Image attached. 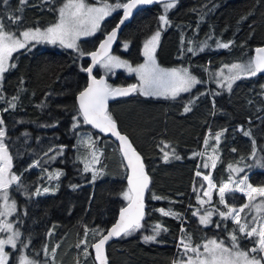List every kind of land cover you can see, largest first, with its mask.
<instances>
[{"label": "trees", "instance_id": "obj_1", "mask_svg": "<svg viewBox=\"0 0 264 264\" xmlns=\"http://www.w3.org/2000/svg\"><path fill=\"white\" fill-rule=\"evenodd\" d=\"M66 1L29 0L21 5L20 0L6 4L0 0V23L17 34L47 28L58 21V10ZM85 1L98 5L107 0ZM163 6L141 10L123 30L114 53L134 65L141 63L144 42L161 28ZM120 15L121 9L116 10L100 32L82 40L77 49L49 43L27 46L12 56L15 67L4 74L0 90L3 141L12 172L19 177L11 187L19 192L14 194L15 226L21 232L19 247L38 264H95L91 245L100 236L93 233L105 234L128 204L123 198L128 189L127 170L117 144L93 132L77 106V96L88 84V75L82 71L89 65L87 57ZM10 16L21 18L14 21ZM166 16L169 24L162 30L158 63L165 68H186L202 83L176 99L136 93L112 103L109 115L144 157L151 187L141 228L108 246L109 264H174L185 254L181 240L197 247L213 238L230 247L234 232L241 249L254 246L255 238L239 233L231 218L219 216L227 208L219 202L218 188L230 176L239 181L245 175L253 186L264 185V167L257 164L264 161V75L241 77L229 90L222 79L216 82V71L247 63L255 49L264 46V0H181ZM217 42L231 44L225 49ZM124 43L129 44L128 52H123ZM97 73L104 75L99 67ZM107 77L111 87L137 84L135 77L124 72ZM185 107L190 110L185 112ZM220 132L223 135L217 143L215 134ZM86 135L92 141L87 148L80 142ZM93 152L99 153V163H92ZM165 152L169 153L167 162ZM209 156L218 157L214 169ZM86 163L91 164V171H84ZM229 165L244 171L235 175ZM56 173H60L58 178ZM204 175L216 185L211 202L204 204L205 210L217 213L209 227L198 218L206 211L197 197L208 199ZM45 188L51 191L44 192ZM225 202L237 209L248 203L242 192H226ZM160 209L178 215L163 216ZM241 216V223L251 225L253 208ZM157 224L161 231L156 241L145 242L144 236L153 235ZM86 246L87 256L83 254ZM10 250L9 264H15V253Z\"/></svg>", "mask_w": 264, "mask_h": 264}, {"label": "snow or ice", "instance_id": "obj_2", "mask_svg": "<svg viewBox=\"0 0 264 264\" xmlns=\"http://www.w3.org/2000/svg\"><path fill=\"white\" fill-rule=\"evenodd\" d=\"M6 4L8 0H3ZM161 2V0H117L116 3H103L100 7L90 6L85 3V0H67L62 7L58 10V21L52 26L44 30L39 28L28 29L20 32L19 34L5 30V25L0 23V78L3 73L9 69V60L12 54L20 49L26 48L31 42L37 43L46 42L49 44L59 43L65 48L77 49V39L82 35L94 34L100 27V22L110 16L118 9L123 10L122 18L119 20L115 28L107 35V38L100 44V51H93L89 53L92 58V65L82 71H86L91 78V83L79 94V110L83 115V120L87 124L100 129L101 132H110L115 136L121 144V149L125 159L128 160V167L131 169L132 174L127 177L128 189L123 193V198L128 201L126 207L122 208L119 214V220L115 225L107 231L94 232L93 235H99L98 242L91 245L95 250V260L98 264H107V258L104 254V246L112 237H120L123 235L131 234L141 228V221L145 216L144 205V192L148 188L149 178L144 173V166L140 161V156L137 154L132 144L129 142L127 136L122 135L117 130L116 122L108 113V100L118 96H128L132 93L139 92L141 95L150 96H164L165 98H175L181 92H188L196 84L202 83L195 76L191 75L186 68H172L164 69L159 67L156 62L155 52L160 39V31H156L149 40L144 44L143 55L145 63L132 67L127 61L121 60L116 56L109 55V49L112 42L116 39L117 31L120 26L132 15L134 9L140 5H150L153 3ZM27 0H20V4L24 5ZM176 0H163L164 13L160 15L159 20L163 25H168L166 13L169 9L175 7ZM21 17L10 16L9 19L18 21ZM22 37V38H21ZM231 42H217L219 48H229ZM128 47L127 44L124 45ZM188 52H193L192 48L187 49ZM203 51V48L200 49ZM81 55H84L81 52ZM105 69L125 67L129 72H135L140 80L139 86L133 84L128 87L113 88L109 86L104 79H96L93 75V67L96 64H101ZM11 67H15L12 64ZM228 67L229 75L225 76L223 69L220 76L224 78L227 83V88L231 90L234 81L241 77H253L260 73H264V47L255 49V57L250 59L247 63H234ZM15 105H13L14 107ZM185 112L189 111L185 107ZM4 121L0 119V125ZM223 132L215 134V140L219 143ZM245 136H250L249 132H244ZM5 131L0 128V198L4 201V210L0 211V216L11 215L16 211V204H8L9 194L8 188L10 184L19 180L17 175H9L8 169L11 167V157L8 155V150L4 145L3 138ZM208 141L205 140L207 145ZM252 157H256V141L253 140ZM167 147V145H165ZM216 149H213L215 152ZM235 151V149L233 150ZM169 153L165 152L164 159L167 162ZM179 158V157H177ZM211 167H216L218 157L209 156ZM92 163H99V156L92 153ZM261 167H264V161H257ZM204 167H208L207 164ZM232 172H242L243 168H233L232 165L228 166ZM91 164L86 163L84 171H91ZM60 173H56L58 178ZM197 176L201 173L197 172ZM204 180L208 182V190L204 192V196L208 199L204 200L197 197V202L200 205L210 203L212 200V191L216 189L209 175H204ZM233 185H235L233 187ZM47 192L48 189H43ZM226 192H242L248 203L243 204L240 208L228 207L225 202ZM36 194H40V189L36 190ZM219 202L224 204L227 212L219 211V216L223 219L231 218L237 225L238 232L245 234L247 238H255L254 246L250 249H241L238 243V237L234 233L231 234V246H225L224 243L217 242V240H208L202 245L203 252L200 251V246L193 247L191 243H185L184 240L180 241L185 253H193L194 257H189L183 264H264V218H252V223L249 225L247 221L241 223V213L245 209L255 208L257 211H264V185L253 186L248 182V176L245 175L241 180H233L229 177L227 183H223L218 188ZM160 199V197H154ZM161 215L177 217L178 214L170 211L160 209ZM197 215V213H193ZM213 215L211 211L200 216V223L207 226L210 218ZM167 231L166 228L163 229ZM184 231V229H181ZM10 232L11 235L7 239H0V264H8L9 253L5 251V246H11L12 249H17V240L21 233L13 230V225L4 221L0 224V232ZM161 225L157 224L153 228V235L144 236L145 242H155L156 237L160 234ZM87 235V232L85 233ZM79 247V245L77 246ZM53 256L55 251L53 250ZM83 254L87 256V246ZM259 254V255H253ZM19 264H38L37 261L29 259L27 256L21 255ZM79 264V261H77ZM176 264V262H174Z\"/></svg>", "mask_w": 264, "mask_h": 264}, {"label": "rangeland", "instance_id": "obj_3", "mask_svg": "<svg viewBox=\"0 0 264 264\" xmlns=\"http://www.w3.org/2000/svg\"><path fill=\"white\" fill-rule=\"evenodd\" d=\"M29 0H27V2H28ZM43 1H50V0H43ZM67 2V1H66ZM65 2V3H66ZM107 3H109L108 2V0L106 1ZM85 3H86V1H85ZM86 4H88V3H86ZM88 5H90V6H95V7H100V6H102L103 4H98V5H92V4H88ZM63 6V5H62ZM61 6V7H62ZM164 7V6H163ZM116 13V11H114L110 16H108V17H105L101 22H100V27H99V29H97L96 31H95V33L94 34H91V35H82V36H80L78 39H77V41H76V43H77V47H78V45H79V43L82 41V40H86V39H92V38H94L99 32H100V28H101V26H102V24L107 20V19H109V18H111V17H113L114 16V14ZM165 28V25H163V24H161V28L159 29V31H160V33L162 34V30ZM44 29H46V28H44ZM44 29H41V30H44ZM34 30V29H33ZM158 31V30H157ZM155 34V32L154 33H152L148 38H147V40H149L150 38H151V36L152 35H154ZM22 38V37H21ZM160 38H161V35H160ZM147 40L144 42V44L147 42ZM159 42H160V39H159ZM37 44V42H35V41H33V42H31L29 45H31V44ZM46 42H40V43H38V44H45ZM58 45H60L59 43H57ZM125 44H127L128 45V47L127 48H125L124 47V45ZM144 44H143V47H142V54H143V51H144ZM28 45V46H29ZM60 46H62V45H60ZM158 46H159V43H158V45H157V47H156V52H157V49H158ZM63 47V46H62ZM65 48V47H64ZM123 52H128V50H129V44L128 43H124L123 44ZM25 49V48H24ZM67 49H69V48H67ZM21 50H23V49H20V50H18V51H16V52H19V51H21ZM16 52H14L13 54H12V56L16 53ZM156 52H155V57H156V62H157V64L159 65V67H161V68H164V69H172V68H165V67H163V66H161L159 63H158V59H157V56H156ZM110 56H116V57H118V58H120L121 60H124V61H127L128 62V64H130L132 67H137L138 65H140V64H143V63H145V57H144V55H143V61L141 62V63H139V64H137V65H134V64H132L130 61H128L126 58H123V57H121L120 55H117V54H115V53H113V54H111ZM11 59H12V57H11ZM11 59L9 60V68H10V66H11ZM241 64H244V63H241ZM99 68H100V70L104 73V75L105 76H112V77H115L116 76V74L118 73V72H124L127 76H129V77H135L136 79H137V85L139 86V84H140V80H139V78H138V76H137V74L135 73V72H129L128 70H127V68H125V67H118V68H111V69H105L104 67H103V65H102V63L99 65ZM179 68H183V67H179ZM178 68V69H179ZM223 69V72H224V75L225 76H227V75H229V72H228V67H225V68H221V69H219V70H217L216 71V82H219L220 81V79H222L220 82H222V83H224L226 86H227V83H226V81L224 80V78L222 77V76H220V72H221V70ZM7 72V71H6ZM5 72V73H6ZM5 73H3V76H2V78H0V90H1V88H2V84H3V79H4V74ZM190 73V72H189ZM191 74V73H190ZM192 75V74H191ZM194 76V75H193ZM196 77V76H195ZM197 78V77H196ZM198 79V78H197ZM199 80V79H198ZM234 83V82H233ZM199 84H196L195 86H193L192 88H191V90L190 91H188V92H181L178 96H176L175 98H171V97H168V98H171V99H176V98H179V97H181L182 95H185V94H187V93H190V92H192L197 86H198ZM233 85V84H232ZM139 95H141L139 92H137ZM141 96H144V97H154V98H165L164 96H155V95H150V96H145V95H141ZM0 128H2L3 130H4V128L0 125ZM4 142V141H3ZM80 142L82 143V146L83 147H85V148H87V147H89V144H91L92 143V141H91V137L90 136H88V135H86V136H84V137H82L81 139H80ZM5 145V144H4ZM6 147V146H5ZM8 155L10 156V154H9V152H8ZM97 155H99V153H97ZM11 157V156H10ZM234 168V167H233ZM8 172H9V175H14L13 174V172H12V159H11V167L8 169ZM243 172V171H242ZM236 174L235 175H237V174H239V173H241V172H235ZM18 181H16V182H13L12 184H10V186H9V188H8V194H9V200H8V204L10 205V204H12V202L14 201L15 202V204H16V198L14 197V194H18L19 192L18 191H11V187H13L14 185H16V183H17ZM14 184V185H13ZM48 191L50 192L51 190L50 189H48ZM202 207V209L203 210H205V205H203V206H201ZM209 208H211V207H209ZM4 210V201H3V199L2 198H0V211H3ZM206 212H208V211H211L212 213H213V215L211 216V218H210V222H209V224L207 225V226H205V225H203V226H205V227H209L211 224H212V220H213V218L216 216V212H214V211H212V210H205ZM253 211H254V214H255V217H257V216H259V215H262V214H264V211H257L255 208H253ZM206 212L205 213H203V214H199V216H198V218H199V220H200V216L201 215H204V214H206ZM18 213V209H17V204H16V211L15 212H13L11 215H6V216H0V224H2L4 221H7L8 223H11L12 225H13V230L14 231H16V230H18L19 232H20V230L18 229V228H16V226H15V224H16V220L14 219L15 218V216H16V214ZM21 233V232H20ZM12 233H10V232H0V239H7L8 238V236L9 235H11ZM20 239H21V236L18 238V240H17V249H12L11 248V246H8V245H6L5 246V251L6 252H8L9 253V260H8V264H9V262H10V259H11V250L10 249H12V251L15 253V264H19V258H20V256L21 255H24V256H27V253H26V251H25V249H23L22 247H19V241H20ZM208 240H217V239H208ZM208 240H206L204 243H206ZM217 242H221V241H219V240H217ZM203 243V244H204ZM202 244V245H203ZM225 245V244H224ZM225 246H227V245H225ZM200 251L201 252H203V248H202V246H200ZM28 257V256H27ZM189 257H194V254L193 253H191V252H189V253H185L179 260H178V262L176 263V264H183V262L184 261H186ZM29 258V257H28ZM30 259V258H29Z\"/></svg>", "mask_w": 264, "mask_h": 264}, {"label": "water", "instance_id": "obj_4", "mask_svg": "<svg viewBox=\"0 0 264 264\" xmlns=\"http://www.w3.org/2000/svg\"><path fill=\"white\" fill-rule=\"evenodd\" d=\"M181 0H176V2H180ZM157 5H164L163 4V0H161V2H157V3H153V4H150V5H140V6H138L136 9H134L133 10V12H132V15L129 17V19L128 20H126L125 22H124V24H122L121 26H120V28H119V30L117 31V36H116V39L112 42V45H111V48L109 49V55H111V54H113L114 53V51H115V49H116V46H117V44L119 43V40H120V37H121V34H122V32H123V30L125 29V27L127 26V25H129L132 21H133V19H134V17L141 11V10H143V9H146V8H150V7H152V6H157ZM122 15H123V10L121 9V15H120V18H119V20L122 18ZM119 22V21H118ZM117 25V24H116ZM115 28V27H114ZM113 28V29H114ZM112 29V30H113ZM111 30V31H112ZM111 31L110 32H108L105 36H104V38L101 40V42L98 44V46L96 47V49L94 50V51H100V44L107 38V35L108 34H110L111 33ZM262 47H264V46H262ZM255 57V53H254V56H253V58ZM87 59H88V62H89V65H88V67L89 66H91L92 65V58H91V56L90 55H88V57H87ZM99 65L100 64H96L94 67H93V72H92V75L96 78V79H104V81L108 84V80H109V78L107 77V76H105V75H103V74H98L97 73V71H98V67H99ZM87 73V72H86ZM261 75H264V73H260ZM87 75H88V84H87V86L91 83V78L89 77V74L87 73ZM135 85H137V84H135ZM86 86V87H87ZM130 86V85H129ZM138 86V85H137ZM121 87H128V86H115V87H113V88H121ZM85 90V89H84ZM83 90V91H84ZM136 93H132V94H130V95H128V96H118V97H116V98H110L109 100H108V113H109V111H110V108H111V105H112V103L113 102H115V101H118V100H122V99H125V98H129V97H131V96H133V95H135ZM77 106H78V109H79V95L77 96ZM79 112H80V110H79ZM81 113V112H80ZM81 116L83 117V115H82V113H81ZM115 121V120H114ZM116 122V121H115ZM87 124V123H86ZM116 125H117V130L122 134V135H125L124 133H122L121 131H120V129H119V126H118V124H117V122H116ZM87 126L93 131V132H95V133H97L98 135H100V136H102V137H104V138H107V139H109V140H111L112 142H114L115 144H117V146H118V148H119V152H120V155H121V157H122V160H123V162H124V165H125V168H126V170H127V177L128 176H130L131 174H132V172H131V169L128 167V160L127 159H125V157H124V155H123V151H122V149H121V144H120V141L115 137V136H113L110 132H101L100 131V129H98V128H95V127H93V125H91V124H87ZM125 136H127V135H125ZM127 138H128V140H129V142L132 144V147L135 149V151L137 152V154L140 156V161H141V163L143 164V166H144V173L148 176V178H149V184H148V188L145 190V192H144V205H145V208H144V211H145V215H146V208H147V205H146V200H147V197H148V193H149V191H150V187H151V177H150V175H149V173H148V171H147V169H146V165H145V160H144V157L142 156V154L135 148V146H134V144L132 143V141H131V139L127 136ZM126 182H127V186H128V181H127V178H126ZM127 206V205H126ZM125 206V207H126ZM119 214H120V212H119ZM144 218H145V216H144ZM144 218H143V220H144ZM118 220H119V215H118V217H117V219H116V221H115V223H117L118 222ZM143 220L141 221V223L143 222ZM115 223L107 230V231H109L114 225H115ZM105 234H107V232L105 233ZM124 235L122 234L120 237H112L111 239H109L108 241H107V243L105 244V246H104V254H105V256H106V258H107V264H109V259H108V255H107V248H108V246L111 244V243H113V242H115V241H117L118 239H120V238H122ZM100 239V238H99ZM99 239L96 241V242H98L99 241ZM95 242V243H96ZM92 248V247H91ZM92 252H93V256H94V261H95V264H98V262L95 260V250L92 248Z\"/></svg>", "mask_w": 264, "mask_h": 264}]
</instances>
